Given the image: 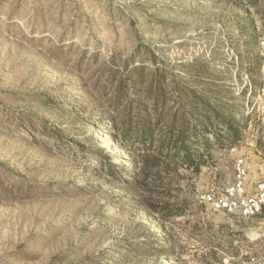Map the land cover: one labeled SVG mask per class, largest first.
Here are the masks:
<instances>
[{
	"label": "rangeland",
	"instance_id": "rangeland-1",
	"mask_svg": "<svg viewBox=\"0 0 264 264\" xmlns=\"http://www.w3.org/2000/svg\"><path fill=\"white\" fill-rule=\"evenodd\" d=\"M263 31L264 0H0V264L254 249L199 196L264 152Z\"/></svg>",
	"mask_w": 264,
	"mask_h": 264
},
{
	"label": "built area",
	"instance_id": "built-area-1",
	"mask_svg": "<svg viewBox=\"0 0 264 264\" xmlns=\"http://www.w3.org/2000/svg\"><path fill=\"white\" fill-rule=\"evenodd\" d=\"M259 54L264 57V31L258 37ZM250 93L246 95L248 101ZM248 103V102H247ZM251 111L264 123V64L260 70ZM239 145V144H238ZM239 146L230 148L231 177L220 190L199 196L214 208L254 224V249H244L237 257H227L219 264H264V152L251 150V155L240 152Z\"/></svg>",
	"mask_w": 264,
	"mask_h": 264
},
{
	"label": "trees",
	"instance_id": "trees-1",
	"mask_svg": "<svg viewBox=\"0 0 264 264\" xmlns=\"http://www.w3.org/2000/svg\"><path fill=\"white\" fill-rule=\"evenodd\" d=\"M109 166H111V165L109 164Z\"/></svg>",
	"mask_w": 264,
	"mask_h": 264
}]
</instances>
